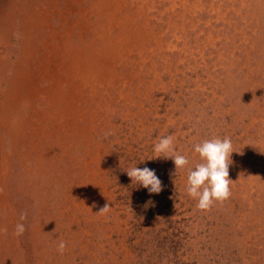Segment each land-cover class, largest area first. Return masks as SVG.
<instances>
[{
    "label": "rangeland",
    "instance_id": "1",
    "mask_svg": "<svg viewBox=\"0 0 264 264\" xmlns=\"http://www.w3.org/2000/svg\"><path fill=\"white\" fill-rule=\"evenodd\" d=\"M225 137L198 209L194 145ZM0 264H264V0H0Z\"/></svg>",
    "mask_w": 264,
    "mask_h": 264
},
{
    "label": "clouds",
    "instance_id": "2",
    "mask_svg": "<svg viewBox=\"0 0 264 264\" xmlns=\"http://www.w3.org/2000/svg\"><path fill=\"white\" fill-rule=\"evenodd\" d=\"M194 152L198 153L203 163L195 165L194 169H190L187 175V193L190 197L197 199V208L208 210L213 201H223L230 196L229 164L230 155L233 152L230 138L223 139L213 138L205 140L194 145ZM154 152L158 156L172 158L175 169L184 168L188 163L185 155L175 151L173 137L171 135L164 136L154 144ZM131 180L139 183L150 193H159L162 191V181L155 174L154 169L148 167L138 168L136 166L126 171ZM109 206L105 204L99 212L106 213ZM21 221L25 219V214L21 213ZM24 225L18 223L16 225L15 234L22 235ZM66 245L61 241L58 245V251H64Z\"/></svg>",
    "mask_w": 264,
    "mask_h": 264
}]
</instances>
